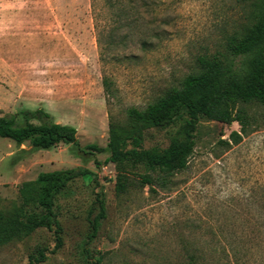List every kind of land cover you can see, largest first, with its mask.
I'll list each match as a JSON object with an SVG mask.
<instances>
[{"label": "rangeland", "instance_id": "374dc122", "mask_svg": "<svg viewBox=\"0 0 264 264\" xmlns=\"http://www.w3.org/2000/svg\"><path fill=\"white\" fill-rule=\"evenodd\" d=\"M257 1L0 0V117L20 121L22 111L44 109L77 128L82 147L106 148L110 114L125 126L128 108L181 87L202 58L230 61ZM105 76L116 95L110 105ZM249 111L260 125L239 144L230 137L238 123L201 119L188 168L164 184H144L143 167L106 163L108 152L78 156L65 144L32 151L0 137L1 211L19 207L20 187L41 172L93 174L56 199L60 248L54 231L37 229L0 246V264H31L42 249L47 260L33 264H93L99 256L102 264H264V107ZM185 121L146 130L143 147L166 149ZM101 191L106 219L90 241Z\"/></svg>", "mask_w": 264, "mask_h": 264}, {"label": "trees", "instance_id": "16d2710c", "mask_svg": "<svg viewBox=\"0 0 264 264\" xmlns=\"http://www.w3.org/2000/svg\"><path fill=\"white\" fill-rule=\"evenodd\" d=\"M125 42L126 39H121L122 44ZM229 53L230 61L202 58L199 74L187 76L181 87L173 88L146 108H128L125 126L110 114L106 148L95 144L82 147L77 128L56 122L49 112L40 108L22 111L20 121L16 115L0 117V137L20 147L28 143L32 151L51 150L65 144L74 146L78 156L87 155L89 151L108 152L106 163H113L121 170L143 167L144 184H164L166 179L188 168L197 146L196 132L201 119L225 125L238 123L241 132L234 131L230 136L234 144H239L243 135L260 125L249 109L264 107V0L255 3L253 26L241 40L229 46ZM103 85L110 105V100L116 96L110 77H104ZM185 118L182 138L172 139L164 150L143 147L146 130L172 125ZM87 175L93 174L83 169L56 170L41 172L34 181L25 182L19 190L21 205L9 212L0 210V246L19 235L28 236L46 228L54 231L57 248H60L63 229L55 214L56 199L72 181ZM126 190V182L118 184L119 193ZM96 206L99 212L90 221V241L97 237L102 220L106 219L103 191L97 194ZM46 260L43 249L30 257L31 264ZM103 261L99 256L93 264Z\"/></svg>", "mask_w": 264, "mask_h": 264}]
</instances>
